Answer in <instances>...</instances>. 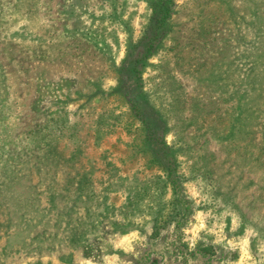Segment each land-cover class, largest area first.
<instances>
[{
	"label": "rangeland",
	"instance_id": "rangeland-1",
	"mask_svg": "<svg viewBox=\"0 0 264 264\" xmlns=\"http://www.w3.org/2000/svg\"><path fill=\"white\" fill-rule=\"evenodd\" d=\"M0 264H264V0H0Z\"/></svg>",
	"mask_w": 264,
	"mask_h": 264
},
{
	"label": "trees",
	"instance_id": "trees-1",
	"mask_svg": "<svg viewBox=\"0 0 264 264\" xmlns=\"http://www.w3.org/2000/svg\"><path fill=\"white\" fill-rule=\"evenodd\" d=\"M133 69H135V67H134V65L132 64V66H131ZM133 108H134V111H135V113L136 114H139V113H141V111H142V108H143V106L141 105V104H138V103H135L134 102V105H133ZM146 121V119L144 118L143 119V122H145ZM146 123V122H145ZM148 123H146V125H147ZM150 125V124H149ZM148 125V126H149ZM150 127V129H152L151 128V126H149ZM155 141L157 142L156 144L158 145V143L159 144H162V142H160V140L158 139V137L157 136H155ZM156 154H159V151H156ZM170 163H171V160L169 161Z\"/></svg>",
	"mask_w": 264,
	"mask_h": 264
}]
</instances>
